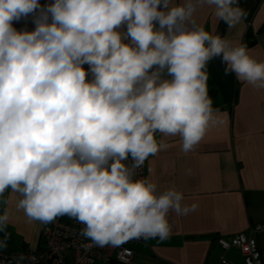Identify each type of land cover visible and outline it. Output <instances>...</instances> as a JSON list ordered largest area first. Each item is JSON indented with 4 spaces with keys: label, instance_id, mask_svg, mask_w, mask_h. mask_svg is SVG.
<instances>
[{
    "label": "clouds",
    "instance_id": "9594fccd",
    "mask_svg": "<svg viewBox=\"0 0 264 264\" xmlns=\"http://www.w3.org/2000/svg\"><path fill=\"white\" fill-rule=\"evenodd\" d=\"M205 3L229 29L247 16L239 0H0V201L10 190L30 220H76L86 247L165 240L171 213L196 211L137 170L167 137L188 152L220 122L210 60L264 89V59L194 24ZM9 222L5 208L0 249Z\"/></svg>",
    "mask_w": 264,
    "mask_h": 264
},
{
    "label": "crops",
    "instance_id": "0c3cea01",
    "mask_svg": "<svg viewBox=\"0 0 264 264\" xmlns=\"http://www.w3.org/2000/svg\"><path fill=\"white\" fill-rule=\"evenodd\" d=\"M50 2L40 0L42 5ZM239 3L247 16L232 29L206 3L197 9L194 24L236 43H245L251 33L253 41L246 44L254 56L264 59V0ZM15 27L31 30L33 18H23ZM207 71L208 91H213L209 96L220 110V122L193 150L183 151L178 136L167 137L169 147L145 161V175L158 182L160 191L174 186L183 192L185 203L196 202L198 208L187 215L171 213L168 238H143L134 246L133 264H218L223 250L218 238L228 240L264 222V89L238 81L234 73L226 74L220 57L208 62ZM18 198L9 190L3 198L7 202L0 201V212L10 211L6 229L10 236L4 249H38L47 224L17 210Z\"/></svg>",
    "mask_w": 264,
    "mask_h": 264
},
{
    "label": "built area",
    "instance_id": "2783aa9c",
    "mask_svg": "<svg viewBox=\"0 0 264 264\" xmlns=\"http://www.w3.org/2000/svg\"><path fill=\"white\" fill-rule=\"evenodd\" d=\"M136 177H146L145 163L137 170ZM82 227L68 216L58 217L55 222L44 227L42 249H0V264H92L94 261L110 260L131 264L134 246L143 240L133 238L119 246L86 247L88 240L81 235ZM218 243L225 251L237 249L244 264H264V222L250 225L247 233H237L228 240L218 238ZM218 264L233 263L222 255Z\"/></svg>",
    "mask_w": 264,
    "mask_h": 264
},
{
    "label": "rangeland",
    "instance_id": "374dc122",
    "mask_svg": "<svg viewBox=\"0 0 264 264\" xmlns=\"http://www.w3.org/2000/svg\"><path fill=\"white\" fill-rule=\"evenodd\" d=\"M219 254L224 255L226 259L231 261L233 264H244L243 258L237 249L232 248V249L227 250L225 253L223 250L220 249ZM93 264H108V263H105L102 261H96Z\"/></svg>",
    "mask_w": 264,
    "mask_h": 264
},
{
    "label": "trees",
    "instance_id": "16d2710c",
    "mask_svg": "<svg viewBox=\"0 0 264 264\" xmlns=\"http://www.w3.org/2000/svg\"><path fill=\"white\" fill-rule=\"evenodd\" d=\"M253 41V39H251V33H247L246 34V36H245V43H251ZM208 94L210 95V94H213V91L212 90H210V91H208ZM44 236H43V234H42V241H43V238ZM43 248V244H42V246H40L37 250H39V249H42ZM26 249H28V248H22V249H7V250H26ZM94 262H96V261H94ZM93 262V263H94ZM103 262V261H102ZM92 263V264H93ZM105 263H108V264H123V263H120V262H117V261H115V260H110V262H105ZM131 264H133V262L131 263Z\"/></svg>",
    "mask_w": 264,
    "mask_h": 264
}]
</instances>
